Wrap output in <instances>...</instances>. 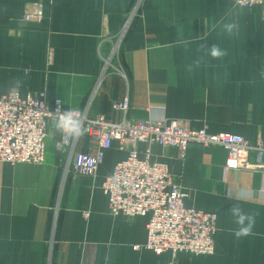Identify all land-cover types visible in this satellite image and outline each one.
<instances>
[{
	"label": "crops",
	"instance_id": "0c3cea01",
	"mask_svg": "<svg viewBox=\"0 0 264 264\" xmlns=\"http://www.w3.org/2000/svg\"><path fill=\"white\" fill-rule=\"evenodd\" d=\"M35 1L0 0L1 95L44 93L51 107L60 99L65 111L113 122L124 117L113 103L128 98V118L185 120L212 134L264 142V6L145 0L113 61L118 71L104 74L100 49L111 50L109 38L136 0L47 1L44 20L27 22L25 6ZM227 24L236 26L231 33ZM214 44L227 55L212 58ZM200 57L189 73L186 66ZM61 137L49 128L43 164L0 163V264H264V173L224 172L221 147L190 144L181 157L178 148L139 144L140 159L150 150L151 162L168 165L187 194L186 208L218 218L214 254L158 255L145 247L150 217L112 215L102 189L128 154L105 150L96 176L78 175L57 150ZM76 149L96 154L99 145L82 136ZM234 205L257 213L251 235L236 237Z\"/></svg>",
	"mask_w": 264,
	"mask_h": 264
},
{
	"label": "built area",
	"instance_id": "2783aa9c",
	"mask_svg": "<svg viewBox=\"0 0 264 264\" xmlns=\"http://www.w3.org/2000/svg\"><path fill=\"white\" fill-rule=\"evenodd\" d=\"M37 0L25 6L24 20L42 22L45 18V2ZM145 0H136L120 31L109 40L112 48L100 56L104 62L103 73L116 72V54L130 31L134 18ZM235 6L252 8L264 6V0H232ZM104 40V42H106ZM107 43V42H106ZM103 47V45H101ZM51 59V56H50ZM113 109L123 113L120 122L104 116L91 117L88 110L80 114L84 134L99 145L96 154L77 151L82 137L62 133L57 150L68 155V170L82 176L94 177L104 160L105 150L116 147L126 152L127 158L118 163L102 185L109 201L112 215L128 218L150 217L146 248L158 255L180 252L193 255H211L215 252L217 214L196 208H186L187 194L175 182L167 164L140 159L139 144L161 145L178 148L181 157L190 144L206 148L221 147L227 151L224 172L252 171L264 173V142L251 143L245 137L220 133L212 134L206 128L195 129L190 122L179 119L137 120L128 118V98L113 103ZM65 111L60 99L49 105L44 93H29L22 97L19 92L0 94V163L40 165L45 162L46 138L53 121Z\"/></svg>",
	"mask_w": 264,
	"mask_h": 264
},
{
	"label": "clouds",
	"instance_id": "9594fccd",
	"mask_svg": "<svg viewBox=\"0 0 264 264\" xmlns=\"http://www.w3.org/2000/svg\"><path fill=\"white\" fill-rule=\"evenodd\" d=\"M236 26L234 24H227L225 25L226 30L231 33L233 28ZM178 43H182L187 46V41H179ZM206 45H201L200 49H205ZM208 54L211 55L214 59H219L227 55L225 50H221L218 45H212ZM202 57L194 60L192 64L186 66V70L191 73L194 71L195 68H198ZM15 89L18 90L21 86L20 80L14 81ZM53 127L56 131L61 133H68L74 137H81L84 134V129L82 128V121L80 118V114L73 110H66L61 112V114L53 121ZM233 196L232 192L227 193V198L231 199ZM244 196L243 192L239 194V197L242 199ZM230 212L236 218V224L239 226L238 229L235 231V235L237 238L246 237L252 234V229L256 222V212H245L242 208L237 205H234Z\"/></svg>",
	"mask_w": 264,
	"mask_h": 264
}]
</instances>
